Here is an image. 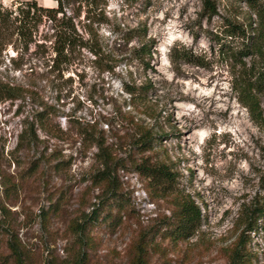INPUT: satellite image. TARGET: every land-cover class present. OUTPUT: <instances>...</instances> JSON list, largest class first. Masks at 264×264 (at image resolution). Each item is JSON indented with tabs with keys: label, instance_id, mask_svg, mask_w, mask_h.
Segmentation results:
<instances>
[{
	"label": "rangeland",
	"instance_id": "rangeland-1",
	"mask_svg": "<svg viewBox=\"0 0 264 264\" xmlns=\"http://www.w3.org/2000/svg\"><path fill=\"white\" fill-rule=\"evenodd\" d=\"M24 1L0 0V8L15 10ZM35 1L43 7L56 4ZM216 1L218 15L208 18L201 14V0H109L108 22L98 33L104 49L120 60L112 71L99 69L88 53L72 58L62 70L52 69L50 41L42 40L50 31L46 23L35 34L40 46L30 42L20 54L14 39L6 44L0 78L22 92L18 99L0 103V231H15L25 247L26 264H129L131 240L168 215L170 198L148 195L139 175L119 168L115 175L130 211L121 222L95 225L84 245L69 231L103 193L93 176L101 169L96 147L83 145L78 131L93 125L107 144L123 143L128 113L155 133L168 134L143 154L171 164L179 174L178 187L193 197L202 214L189 239L153 236L146 264H230L228 252L240 229L235 223L239 205L263 193L264 134L238 102L230 64L209 39L208 31L217 30L234 3ZM138 26H145L146 39L153 43L146 71L126 59L137 39L125 43L120 38ZM173 45L191 48L203 64L180 62L174 67L168 57ZM147 77L153 82L149 98L161 113L156 120L141 114L121 90L120 81ZM24 129L34 130L37 137L13 151ZM126 150L125 145L115 153L126 157ZM2 176L15 182L17 190L6 192ZM246 249L252 255L246 264H264V217L250 233Z\"/></svg>",
	"mask_w": 264,
	"mask_h": 264
},
{
	"label": "trees",
	"instance_id": "trees-1",
	"mask_svg": "<svg viewBox=\"0 0 264 264\" xmlns=\"http://www.w3.org/2000/svg\"><path fill=\"white\" fill-rule=\"evenodd\" d=\"M55 6H40L35 0H25L15 10L0 8V54L6 44L17 43L19 53L27 49L30 42L40 46L36 41L38 25L46 23L50 30L42 40L50 41L53 56L49 57L52 69L62 70L72 58L81 57L83 53L93 56L102 71H112L118 61L111 56V49L105 50L98 33V27L108 22L105 7L109 0H54ZM232 13L221 17L217 30L208 31L210 41L224 53L229 62L232 77L231 88L237 100L248 111L251 121L264 134V0H233ZM24 6V7H22ZM244 7L245 9H243ZM202 16L211 18L218 15L216 0H201ZM119 31V30H117ZM124 42L137 39L138 44L129 50L126 58L135 61L146 71L151 58L152 40L146 39L145 26L131 28L120 37ZM21 54V53H20ZM169 61L174 67L180 62L202 65V57L189 47L173 45L169 49ZM12 62L15 61L11 58ZM121 90L127 95L129 103L139 106L141 114L147 118L157 119L161 115L155 111V103L149 98L153 90V82L148 77L144 80L128 79L120 81ZM22 88L17 84L0 78V103L15 100L20 97ZM123 120L121 119V122ZM128 129L125 130L123 143L107 144L101 130L81 128L78 134L83 145L96 147L94 153L101 165L94 181L102 186V195L90 211L82 215L81 220L73 221L69 231L80 237L81 245L90 238L91 230L100 223L121 222L125 214L132 208L129 198L120 192V182L116 174L119 168L130 169L145 182L148 195L160 199L170 198L168 215L162 214L155 222L131 240L129 264H146L148 253L152 246L150 240L158 234L165 235L173 241L191 238L198 230L202 214L199 205L192 196L178 187L179 174L172 169L171 164L164 160L154 159L152 155L143 154L154 148L168 134H158L150 125H143L133 114L128 113L125 120ZM45 116L40 117V128H45ZM111 127H109L110 130ZM21 131L17 135V150L22 142L35 139L32 129ZM127 146L126 157H120L115 152ZM11 151V153L13 152ZM264 158V136L260 145ZM129 163V166L126 164ZM5 191L17 190V184L2 176ZM262 194L255 193L246 203H240L235 223L240 227L236 241L228 252L230 264H246L251 254L246 246L250 233L256 229L257 221L264 217V172L260 175ZM2 209L4 207L2 206ZM4 250V251H3ZM26 250L14 230L0 231V264H26L23 256ZM80 255H84L81 251ZM84 257V256H83ZM82 259V257H81Z\"/></svg>",
	"mask_w": 264,
	"mask_h": 264
}]
</instances>
